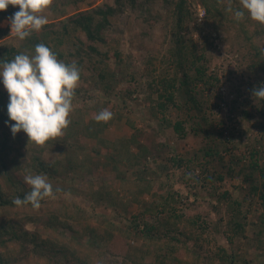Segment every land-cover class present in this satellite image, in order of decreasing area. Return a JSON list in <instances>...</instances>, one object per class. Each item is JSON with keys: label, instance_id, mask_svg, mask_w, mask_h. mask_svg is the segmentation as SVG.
Returning a JSON list of instances; mask_svg holds the SVG:
<instances>
[{"label": "trees", "instance_id": "trees-1", "mask_svg": "<svg viewBox=\"0 0 264 264\" xmlns=\"http://www.w3.org/2000/svg\"><path fill=\"white\" fill-rule=\"evenodd\" d=\"M71 1L88 2L90 7L78 10L65 18H52L41 30L33 31L23 40L11 33L10 25L3 27L0 24V65L11 61L20 53L33 55L35 45L44 43L56 53L59 60L66 64L75 63L81 70V78L73 97V105L76 102L81 105L72 108L68 118L69 124L63 134L43 145L29 142L23 131L15 137L12 135L5 123L8 120V93L0 84V264H198L199 259L190 258V254L193 252L191 249L197 252L203 250L200 242L208 228L205 216L210 213L220 214L224 204L229 214L224 223L228 241L232 243L235 239H243L249 246V251L256 250L258 254L264 251V100L254 99L252 95L254 87L264 84V42L261 41L264 24L251 19L247 12L242 18L235 17L234 10L242 7L241 0H202L207 11L206 18L211 20L216 29L226 24L235 26L243 39L250 44L251 63L247 66L249 81H244L243 75L239 74L240 82L234 87L236 97L230 101V111L233 114L231 119L238 114L241 119L252 121L249 128L258 130V134L250 133L242 127L235 129L233 126L234 128L226 131L230 132L229 135L223 137L224 131L217 128L207 111L211 91L219 88L220 78L216 72H209L211 60L205 54V45L200 53L196 45L191 48L192 45L185 44L188 24L197 19L192 13L190 0H107L95 7H92L93 0ZM58 2L59 0H51L46 9L57 15ZM129 8L141 10L144 27L142 32L146 36L148 31L166 27L164 21L170 22L169 18L172 17L174 66L171 70L166 69L169 71H165V74L158 73V58L155 53H148L142 61L144 67L140 74L141 78L145 75L150 78L138 86L116 90L128 76L136 79L139 73L133 67V56L124 55L114 45V38L109 36L119 15L127 12ZM18 10V5H9L6 10L0 11V23ZM112 58H115L114 65L111 64ZM244 82H248V94H244L241 89L240 84ZM96 90H101L103 97L96 94ZM138 90L143 92V104L147 105L153 118L161 116L163 124L172 127L180 137L187 136L185 124L193 120L191 131L201 132L211 141L202 154L215 157L222 163L220 166H223V171L210 172L203 168L200 175L192 172L190 174L195 175L191 177L186 170L182 174L175 173L177 180L185 179L187 184L194 188L191 195H196L195 199L193 202H186V205H195L204 195L202 192L206 191L201 202L207 200L211 210L197 215L180 212L178 206L182 202V193L176 189H163L162 184L153 185L154 175H151L152 170L149 172L146 164L142 163L143 158L149 160V155L155 158L168 146L165 142L146 146L141 140L142 129H137L134 121L129 118L126 121L127 126L136 127V131L119 140L121 146L117 154H107L106 159L110 160L101 161V167L105 168L107 164L112 166L123 182L122 186L126 185L132 192L133 203L139 205L140 211L127 225L122 226L121 217L117 216L113 221L110 219L112 214L115 215L113 211L116 212L117 208L114 195H119V192L115 194L114 191L107 190V194H102V191L98 190L92 194L91 206L95 208L104 199L105 207H110L112 214L106 213L105 207L97 212L91 211L93 219H99L101 216L106 218L103 225L98 227L74 228L69 221H65L63 225L72 229L73 235L57 243L55 239H58V236L55 232L48 235L50 230L56 228L57 217L42 215L47 210L46 207L57 203L56 197L66 194L63 200L68 209V201L71 202V210L66 212L67 216L73 218L76 212L82 209L75 199L82 190L81 185H75V179L84 164L75 161V155H70L77 150L74 146L70 147V142L81 143L86 137L97 138L109 124L118 119V113H113L107 122L95 120L96 114L102 109H107L101 104L103 98L120 96L124 110L128 109L130 100L136 101L133 96ZM216 97L221 98V91ZM217 106L220 104L217 103ZM84 109H87V113H84ZM172 111L179 113L178 119L167 117V113ZM85 118H88L87 121ZM234 138L238 139V143ZM240 142L244 150H241ZM136 147L137 152L133 150ZM78 148H82V144H79ZM50 149L68 151V154L64 159L51 161L44 158V153ZM226 154H229L227 161ZM196 159L199 160L200 157ZM124 161L129 167H137V177L126 181V172L120 171L119 168V164ZM170 161L176 169L182 168L188 162L180 155L172 156ZM29 174L45 175L53 188L60 190L54 197L42 200L39 209L33 208L31 204L16 206L13 203L16 197L23 198L25 193L31 191V186L24 182V177ZM149 175L152 177H148ZM227 175L238 176L247 184V196L251 203L256 197L262 208L258 215L249 219V211L243 210L244 204L235 198L229 189L215 186L217 181H225ZM147 195L151 196L150 201H142ZM129 202L126 201L124 209L128 207ZM6 211L14 212L19 217L9 215L10 217L3 218ZM22 221L32 224L34 229H27ZM248 227L252 228L251 234ZM87 233L92 242L83 241ZM54 236L56 238H53ZM120 238L124 240L122 243ZM128 238H142L154 246L151 263H146L145 260L152 250L138 246L136 240L132 244ZM96 241H99V248H96ZM213 254H218L224 264L247 262L243 255L228 252L224 245ZM258 264H264V260Z\"/></svg>", "mask_w": 264, "mask_h": 264}, {"label": "rangeland", "instance_id": "rangeland-1", "mask_svg": "<svg viewBox=\"0 0 264 264\" xmlns=\"http://www.w3.org/2000/svg\"><path fill=\"white\" fill-rule=\"evenodd\" d=\"M105 1L107 0H93L92 7L102 5L105 3ZM190 3L192 13L194 17H196L197 11L200 10L199 6L204 7L203 2L202 0H190ZM56 7L57 15L49 9H45V11H43V15H46L48 20H51L55 17L65 18L78 10L89 8L90 3H75L71 0H59ZM169 20L170 22H167V20L164 21L166 27H159L148 31L149 34L146 36L142 32L144 27L141 21L140 9L129 8L127 12L121 13L119 15L118 21L112 26L109 36L114 38V45L120 51H122L124 55L131 54L133 56L132 59L135 61L133 67L136 69V71H139V73H137L136 79H131L130 76H128L126 81L122 82L116 87V90L138 86L150 78L149 75H145L141 78L140 74L144 67L142 61L145 55L148 53H155V56L158 58L156 62L159 71L158 73L165 74L169 71L166 69H172L174 66V63L172 62L174 60L173 54L175 42L174 34L171 31V29H173L172 17L169 18ZM199 21V18H197L188 24V33L185 38V44H189L190 46L192 45L191 48H194L196 45L197 50L200 53L202 52V46L205 45V54L207 58L211 60L209 63V72H216L220 78L219 88H214L213 91H211V100L208 103L209 108L207 111L209 114H211L210 117L213 119L212 121L217 125L219 130L224 131L223 137H227L229 135L230 132L226 131L231 130L233 126L235 129L242 127L244 130L248 129L250 133L253 132L258 134V130L249 128L252 125V121L241 119L238 114L234 116V119H231V115L233 114H231L230 111V101L236 97V90L234 87L235 85L237 86L238 82H240L238 78L240 77L239 74L243 75L244 81H249V71L247 68V66L251 63L249 42L243 39L239 29L235 26L226 24L216 29L211 20L207 19L206 16L201 20V23ZM0 24L3 27L10 25L8 23V19L6 18L3 19ZM145 30H147V26L145 27ZM261 41L264 42V34ZM127 59L129 60V58ZM114 63L115 58H112L111 64L114 65ZM240 85L242 91H244V94L250 93L248 82H244ZM219 91H221V98L216 97L219 94ZM95 93L103 97L101 90H96ZM133 97H135L136 101L130 100L129 106L127 107L128 109L124 110L121 107L120 96H112L109 99L103 98L101 100L102 106H106L107 109L112 113H118V119L109 124L97 138L86 137L81 143L70 142V147L74 146V148H77L75 153L70 155H75V157L73 156L75 161L84 164L83 169L81 168V172L75 179V185L77 187L81 185L82 189L75 196L76 201L79 202L82 209L78 210L75 214V217L73 218L67 216L66 212L71 210V202L68 201V206L70 208L68 209L65 206L63 200L66 194L56 197L57 203H51L46 207L47 210L43 212L42 215H55L57 217V224L55 226L56 228L48 232V235H53V232H55V235L58 236V239H55L57 243H61L73 235L72 229H69L63 225L65 221H69V223L72 224L74 228L86 226L98 227L103 225L106 218L101 216L99 219H93L90 215L91 211L97 212L103 210V207L106 206L104 204L105 200L102 198H98L100 200L102 199L100 201L101 204H98L95 208L91 206V201L93 200L92 194L98 190L102 191V194H107V190L114 191L115 194L116 192H119V195H114L115 200L117 201V208L115 209L116 212L113 211L115 215L113 216L109 210L111 209L109 206V209L105 207L107 211L106 213L112 214L110 217L112 221L115 220L117 216L119 218L121 217L123 222L122 226H125L129 223L130 219L140 211L139 205L133 203L134 198L131 194L132 192L127 189L126 185L122 186L123 182L117 176L118 174L112 168V166L107 164L105 168L101 167V161L110 160L106 159L107 154H117L118 148L121 146L119 140L131 135L134 131H136V127L137 129H142L143 132L141 140L146 146H151L159 142H165L168 146L167 148L161 150L159 155H156L157 157L155 156V158L151 155H149V160H145V158H143L142 163L146 164L147 169L149 168L148 171L150 172L152 170L151 175H154V180H152L153 185L155 186L162 184L163 189L172 191L176 189L180 191L183 195L182 202L179 203L178 206V210L180 212L197 215L206 212V210H211L210 206H208L207 200L201 202V200L204 199L203 196L205 195L206 191L202 192L204 195L195 205H186V202H193L195 199L196 195H191L194 188L193 186L187 184L185 179L177 180L175 176V173L182 174L184 170L188 171V174L193 172L200 175L203 168L210 172L215 170L223 171V166H220L222 163H219L215 157H209L208 155L202 154L204 149L209 146L208 144H210L211 141L207 140L203 133H194L191 131L193 127V120L188 121L185 124L186 131L188 133L187 136H185V138L180 137L172 127L163 124L161 116L153 118V115L147 109V105L143 104L142 98L144 95L141 90H138V92ZM217 103L220 104L219 107L217 106ZM80 105V102H76L72 108L79 107ZM84 111V113H87V109H84ZM178 115V112L173 111L167 113V117L173 120L178 119ZM129 118L134 121V125L136 127L130 128L127 126L126 121ZM234 139L238 143V139ZM234 139L232 141H234ZM79 144H82V148H78ZM133 150L135 152L138 151L137 147ZM241 150H244V146L241 147ZM156 151L158 152V150ZM12 154L14 155L15 152H12ZM67 154L68 151L66 152L59 149H50L44 153V158L54 161L58 158L64 159ZM175 155H180L185 159V161L188 162L183 165L182 168L176 169L173 166L172 161H170V158ZM197 157H200V159L197 160ZM228 158L229 154H226L225 161H227ZM94 167H96V169ZM97 167L100 168L97 169ZM119 168L120 171L126 172V181L129 179L132 180L138 175L137 167H129L125 161L119 164ZM151 175L148 177H152ZM191 175L195 174H190L189 177H191ZM216 185L223 189H229L233 193V196L244 204L243 210L249 211V219H252L254 215H258L262 210L256 197L251 203V200L247 196L248 186L238 176L231 177L227 175L225 181H217L215 186ZM197 189H199V187H197ZM188 196L189 198L187 199ZM150 197V195H147L142 201H150ZM126 201L130 202L128 207L124 209V204ZM5 213L6 216L3 218H6L7 216L10 217L9 215L19 217V215H16L14 212L6 211ZM228 215L229 214L226 211V205L224 204L220 214L210 213L209 216H205L208 225L206 226L208 228L200 242L201 247L203 246V250L197 252L191 249L193 252H191L190 258H198V264H224L220 260L218 254H215V256L213 254L215 251L218 252L220 246L224 245L227 247L228 252H234L239 256L243 255L247 260L246 263L238 262V264H258L259 262H262L264 260V251H260V254H258V251L256 250L249 251V246L244 242L243 239H235V241L232 243L228 241L227 235L224 232V223ZM22 223L27 229H34L32 224L26 223L24 221H22ZM251 230L252 228L248 227V232H250V234L252 232ZM53 238L56 237L54 236ZM128 239H130L128 241H131L132 244L133 241L136 240V243H139L138 246L142 245L144 249L149 248L152 250L148 253L145 260L146 263H151L155 251L154 246L142 238H135V240L132 238ZM119 240L120 243L124 241L121 238ZM83 241L92 242L93 240L87 233ZM191 245L192 243L189 244L190 247ZM77 247H79V245H77ZM99 247V241H96V248ZM72 248L74 249V247ZM212 257H214V261L212 260Z\"/></svg>", "mask_w": 264, "mask_h": 264}, {"label": "clouds", "instance_id": "clouds-1", "mask_svg": "<svg viewBox=\"0 0 264 264\" xmlns=\"http://www.w3.org/2000/svg\"><path fill=\"white\" fill-rule=\"evenodd\" d=\"M50 3L51 0H0V11L9 5L19 6L8 23L11 33L23 40L48 23L47 16L42 13ZM241 5L240 9L234 10L236 18L244 17L247 12L251 19L264 24V0H241ZM201 8L202 11L198 10L196 15L200 23L207 15L205 7ZM80 78L81 70L75 63L66 64L59 60L44 43L35 45L33 55L20 53L0 65V84L8 93V120L5 123L12 135L15 137L23 131L29 142L39 145L61 136L69 124ZM252 95L254 99L264 100V84L254 87ZM112 116L111 111L102 109L95 115V120L107 122ZM24 182L31 186V191L23 198L16 197L13 200L16 206L31 204L39 209L42 200L54 197L60 191L54 189L43 174L26 175Z\"/></svg>", "mask_w": 264, "mask_h": 264}, {"label": "built area", "instance_id": "built-area-1", "mask_svg": "<svg viewBox=\"0 0 264 264\" xmlns=\"http://www.w3.org/2000/svg\"><path fill=\"white\" fill-rule=\"evenodd\" d=\"M200 10L202 11V8L200 7Z\"/></svg>", "mask_w": 264, "mask_h": 264}]
</instances>
